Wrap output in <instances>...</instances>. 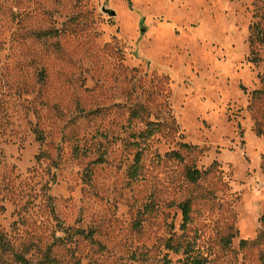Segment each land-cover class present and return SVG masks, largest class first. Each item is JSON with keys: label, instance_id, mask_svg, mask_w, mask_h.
Returning a JSON list of instances; mask_svg holds the SVG:
<instances>
[{"label": "rangeland", "instance_id": "rangeland-1", "mask_svg": "<svg viewBox=\"0 0 264 264\" xmlns=\"http://www.w3.org/2000/svg\"><path fill=\"white\" fill-rule=\"evenodd\" d=\"M257 29L264 0H0V264H186L169 241L263 264L264 245L241 244L263 232ZM165 78L182 137L142 138L132 113L168 120ZM215 162L224 185L204 200L185 168Z\"/></svg>", "mask_w": 264, "mask_h": 264}, {"label": "trees", "instance_id": "trees-1", "mask_svg": "<svg viewBox=\"0 0 264 264\" xmlns=\"http://www.w3.org/2000/svg\"><path fill=\"white\" fill-rule=\"evenodd\" d=\"M259 43H264V35L260 33V30L257 29L256 33L251 38V44L253 47ZM260 61V57L258 52H254L252 57V62L258 63ZM169 85V79L165 78L160 80L158 85L156 86L155 92L152 94V97L160 99L165 97V107L168 109L169 118L168 120H158L152 121L151 120V112L150 110L144 105H137L136 109L132 113V118L140 120L142 123L146 124V130L142 133V138H152L156 135H162L167 139L175 141L178 136L182 137L180 132V127L175 119L172 116L170 108L168 106L169 94L166 93L167 86ZM263 85H264V78H263ZM165 95V96H164ZM260 98L264 96V86L263 89L260 91L255 92L254 97ZM258 134L261 136L263 134L262 129H258ZM182 150L186 151L189 154H195L200 152L199 148L195 145H191L188 143L180 144ZM168 158L175 159L177 161L183 162L184 157L180 152H172L171 154L167 155ZM141 164V154L136 156L135 165L132 167L130 171V176L132 178H137L139 175ZM264 166V164H263ZM185 177L188 182L192 185L199 186L202 183H209V188L205 190L203 194L200 195L199 198L204 200L212 199L216 196V192L224 185L223 181V172L221 171V166L218 162H215L209 169L201 170L198 169L196 166H187L185 168ZM192 205L193 200L188 199L185 202L179 205L180 209L183 213V220H184V228L188 224L191 223L192 217ZM263 232L259 235V237L254 242L249 241H242V246L246 247L248 245L253 246H262L264 245V215L261 218ZM233 236H229L227 238L228 244H230L233 240ZM167 248L176 254L184 253L188 255L186 264H204L205 260L199 256H194V249L190 243H174L173 241H169L167 243ZM261 261L264 264V253L262 254Z\"/></svg>", "mask_w": 264, "mask_h": 264}, {"label": "water", "instance_id": "water-1", "mask_svg": "<svg viewBox=\"0 0 264 264\" xmlns=\"http://www.w3.org/2000/svg\"><path fill=\"white\" fill-rule=\"evenodd\" d=\"M111 14L114 16L115 15V13L114 12H111Z\"/></svg>", "mask_w": 264, "mask_h": 264}]
</instances>
